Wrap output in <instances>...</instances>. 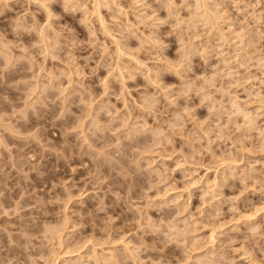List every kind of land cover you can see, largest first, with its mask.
<instances>
[{"label": "rangeland", "instance_id": "1", "mask_svg": "<svg viewBox=\"0 0 264 264\" xmlns=\"http://www.w3.org/2000/svg\"><path fill=\"white\" fill-rule=\"evenodd\" d=\"M0 264H264V0H0Z\"/></svg>", "mask_w": 264, "mask_h": 264}, {"label": "bare ground", "instance_id": "2", "mask_svg": "<svg viewBox=\"0 0 264 264\" xmlns=\"http://www.w3.org/2000/svg\"><path fill=\"white\" fill-rule=\"evenodd\" d=\"M14 72H17V71H14ZM18 72H19V71H18ZM13 74H15V73H13ZM13 74H12V75H13ZM13 76H14V75H13ZM15 76H16V75H15ZM32 122H33V121H32ZM20 125H21V124H20ZM20 125H19V126H20ZM24 126H25V125H24ZM21 127H23V126H21ZM28 127H29V126H28ZM24 128H25V127H24ZM71 154H72V153H70V155H71Z\"/></svg>", "mask_w": 264, "mask_h": 264}]
</instances>
